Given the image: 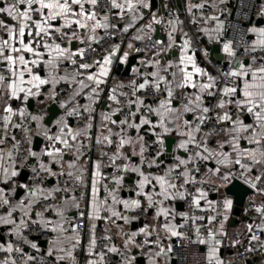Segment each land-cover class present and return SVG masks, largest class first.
<instances>
[{"label": "snow or ice", "instance_id": "6c2138e0", "mask_svg": "<svg viewBox=\"0 0 264 264\" xmlns=\"http://www.w3.org/2000/svg\"><path fill=\"white\" fill-rule=\"evenodd\" d=\"M153 4L0 0V228L16 241L0 238V252L6 254L0 264H17L13 253L22 257V264H78L74 253L84 235L85 264H107V254L118 256L120 264H143L144 249L148 264H159L162 257L169 264L173 248L166 240H188L180 229L189 223L195 236L191 242L204 246L206 264H225L220 251L228 239L224 225L233 207V189L239 182L264 195V55H255L264 53V25L242 31L254 37L242 46L247 59H237L233 40L224 41L227 70L214 75L197 62L180 15L174 9L167 17L157 15ZM225 4L186 0L184 10L192 25H203L198 31L209 42L220 43ZM206 10L211 14L205 15ZM258 16L264 17V5ZM161 28L162 38L157 35ZM130 31V39L114 42ZM102 42L108 44L106 54L94 58L91 53ZM131 50L141 55L140 66L131 68L138 79L105 93L113 58L125 64ZM200 51L207 57V50ZM102 95L107 111L97 119ZM206 98L216 103H206ZM209 124L213 126L205 132ZM142 130L154 137L151 145ZM19 133L23 135L17 139ZM172 136L179 139L169 151L166 138ZM94 147L109 150L100 153L109 165L91 159ZM149 147L155 152L146 155ZM168 157L171 162L165 164ZM107 166L113 168L110 177L102 171ZM25 172L30 175L21 179ZM126 175L134 177L127 198L121 195ZM210 191L215 193L212 199ZM175 201H184L191 210L179 213V224L175 208L166 206ZM150 210L154 224L125 230L124 225ZM252 211L259 223L245 226L248 252L264 236V202L253 201ZM206 212L212 214H197ZM97 221L116 227L123 250L111 243L107 227L103 239L109 244L96 250ZM214 223L219 227L213 228ZM36 230L52 234L44 253L48 261L20 246L40 253L25 235ZM239 243L232 239L230 246Z\"/></svg>", "mask_w": 264, "mask_h": 264}, {"label": "crops", "instance_id": "0c3cea01", "mask_svg": "<svg viewBox=\"0 0 264 264\" xmlns=\"http://www.w3.org/2000/svg\"><path fill=\"white\" fill-rule=\"evenodd\" d=\"M191 2L192 3H198L199 0H191ZM233 2H234V0H226V4L225 5H221V7H225L227 10L221 16V20L224 21V31L221 34L220 43L209 42L207 36L204 35L203 33L199 32L198 28H196L195 25H192L190 23V17L187 15V13L184 10L186 0H154L153 10L157 12V15L166 16L167 8H171V7L172 8H176L178 10V12H179L180 18L182 20H184V30L187 31L189 37L192 38V48L196 51L197 62L201 66L207 68L209 70V72H211L212 74L218 75L219 73L216 70V64L217 63H213L209 59V54L207 55V57H205L203 55V53L200 51L201 49H204V46H203V41L204 40L201 39V35L205 36V39H206L205 41L209 45H214V44H221L222 45V43L226 40V37H227L226 18L232 17V9H233V6H234ZM208 13L211 14L209 11H208ZM217 14H219V13H217ZM258 21L259 20H254L248 27L252 26L253 24H256L258 26L264 25V23L260 24V23H258ZM207 26L211 28V27H214V24L210 23ZM129 34L132 35L133 31H130ZM161 36L164 37V29L163 28H161V30L159 32V37H161ZM251 38L253 39L254 37H251ZM134 42H136V41H134ZM139 43H141V42H139ZM121 48H122V50H126V46L125 47L121 46ZM221 53L224 55V53L222 51H221ZM130 55H132L131 52H130ZM137 55H139V54H137ZM140 59L138 60L139 64H140ZM224 62H227V57L225 58ZM117 63L118 62H117L116 58H113V64L111 66V72H110L109 79H108V85L105 87V93L108 91V88H110V87H116L117 85H119L121 83L127 84L130 79H138L137 77L133 76V73L131 71H130V75L127 76V77L113 75V70H114V68H115ZM126 64L127 63H125L124 65H126ZM139 66H134V67H139ZM126 90L127 89H119L118 88V91H126ZM214 100L215 99H212V98H206L205 102L214 104ZM107 103L108 102L106 101V97L102 95L101 102L97 106V110H96L97 111V119H98V114L101 111H107ZM244 119L246 120V122H250V120H251L250 117L249 118H244ZM141 135L144 136L147 145H151L152 144V140L154 139V137H152L150 133L149 134H145V131L142 130L141 131ZM20 136H22V135L19 133L17 135V139H20ZM178 139H179V137H176V136H172V137L166 138L165 147L169 148V145H171V147H174L173 141L174 140H178ZM215 139L216 138H212L211 139L210 146H214ZM102 151H109V150L105 149L103 147H94V148H92V150L89 153V155L91 156L92 160L102 159V161H103V163L105 165H109L108 158L107 157H101L100 153ZM109 154H111V153L109 152ZM181 154H183V153H181ZM133 159H137V158L134 157ZM117 163H119V161ZM165 164H167L166 161H165ZM209 166H212L211 162L209 163ZM102 171H103L105 176H109L110 177L113 174V168L111 166L104 167L102 169ZM133 178L134 177L132 175H126L125 176V185L126 184H130L131 180ZM210 187L211 186L209 185L208 188H210ZM252 192L253 193L250 196L247 197L245 205L247 204V202H250V203L253 204V201H255L257 204H259L261 202H264V195H261L259 192H254V190H252ZM19 195L22 196V192L19 193ZM104 195H105L104 189L101 187L100 190H99V197L101 199H103ZM121 195L127 198L128 196L131 195V193L122 191ZM214 197H215V193L210 191L209 199H212ZM166 206L175 208V210L177 212V218H176L175 223L179 224L180 221H181L179 213L182 212V201L171 202V203L166 204ZM152 214L153 213L150 210L149 214L147 216H145V219L142 222L143 223H153L154 224L155 222L152 220ZM68 215H72L71 211L68 213ZM228 216H229V218L225 222V225H224L225 230L228 233V239H226L224 241V246L221 248V251H220L221 258L224 260V262L232 260L237 255V253H238V251L240 249V245H236V247H231L230 246V241L232 240V236L235 235V234H238L242 238V240H246V239H248V235H249L247 233V230H246V227H245L246 224L252 223V222L259 223V218L257 217L256 213L255 212H250L248 210L246 212V207L245 206H244V208H243V210H242L240 215H235L234 203H233L232 210L228 214ZM134 223H139V222H134ZM119 224H123V222L119 223ZM105 227L109 228V230H110L109 233H107V234L112 235L111 243H114L117 247H120L121 250H123L122 249L123 237L118 232V230L116 229V227L114 225H112L110 223L109 224H105L103 221H97L96 233L99 232V231L104 232V228ZM218 227H219L218 223H214L213 224V228H218ZM124 228H125L126 231L127 230H135V229H132V225H124ZM3 234H4V229L0 228V238H2L3 240H12L14 243H16L14 238L5 237ZM104 234L106 235L105 232H104ZM161 237L162 238L164 237L163 233H161ZM28 238L38 244V246L41 249V251H40L41 254L45 253V251H46V249L48 247V244H47L48 240H42V239H40L38 237H35V236H28ZM51 238H52V234H51ZM174 238L175 237H172L171 240H166V243H171L173 245ZM137 239L139 241L140 238L138 237ZM86 245H87V236L84 235L82 246L80 248H77L76 252L74 253L76 258H82V264H85L86 259L88 258L87 257V253L84 250L86 248ZM22 246H23V248L25 249L26 252L35 253V251L32 250L31 248H29L27 245L22 244ZM201 248H202L203 251H205L204 246L201 245ZM169 255H170L169 264H172L171 253ZM112 258H113V264H120V258L118 256L112 254ZM144 258L146 259V264H148L147 256L144 257ZM159 264H165V259L163 257L160 258ZM250 264H264V256L262 258L255 259V260L251 261Z\"/></svg>", "mask_w": 264, "mask_h": 264}, {"label": "built area", "instance_id": "2783aa9c", "mask_svg": "<svg viewBox=\"0 0 264 264\" xmlns=\"http://www.w3.org/2000/svg\"><path fill=\"white\" fill-rule=\"evenodd\" d=\"M233 5L234 6L232 9V17L226 18V29H227L226 40H229V39L233 40V46L236 47L237 51H238L237 59H247L246 56L241 55L242 46L244 45L245 41L250 42V40L252 38L249 35H241V33L244 29L248 28V26L254 20H264V17L258 16V13L261 10V6L264 5V0H234ZM173 9L179 14V12L176 8L171 7V8H167L165 17H167L168 12L173 10ZM199 14H200L199 12L196 13L197 16ZM204 14L208 15L209 13L206 10ZM195 26H196V28L199 29V27H201L203 25H195ZM130 37H131V35L127 34L126 36L119 37V39L115 40L114 42L119 43L121 40L130 39ZM201 39H203L204 41L206 40L205 36H203V35H201ZM133 43L137 47H143V44H141L139 42H133ZM121 46L125 47L124 44H122ZM107 48H108V44L102 42V45L97 47V50L95 52L91 53V55L94 58H99V57L106 54ZM130 52L132 55L138 54L135 52V50H131ZM255 55L260 56V55H264V53L257 52ZM219 69L227 70V62H226V65L224 64V62L217 63L216 64L217 72ZM215 103H216V100H214V104ZM242 118H244V117H242ZM212 126H213L212 124L207 125L204 128V131L205 132L208 131V128L212 127ZM20 134L23 135V133H20ZM166 149H167V147H166ZM154 152H155V148L149 147L146 155L149 153H154ZM198 179H199V177H198ZM108 183L110 184V181H108ZM128 185L129 184L125 185L124 192H129L127 190ZM206 187L208 188V186H206ZM182 206H183L182 212L191 213L190 208L188 207V205L184 201H182ZM245 207L248 211L253 212L252 211V203L247 202ZM197 214L198 215H209L212 213L206 212V213H197ZM144 219H145V216H141L140 220L135 221V222L144 221ZM182 222L183 221L181 220L180 223H182ZM117 223H122V221H117ZM197 224L201 225V222H197ZM180 231L183 232L185 236H188L189 239L185 240V239L178 238V237L174 238V242L172 245L173 250L171 253L172 264H206L205 257L203 255L204 251L202 250L201 245L193 244L191 242L192 239H195V236H194V233L192 230V224L191 223L187 224L184 228L180 229ZM202 234H203V229H202ZM25 235L35 236V237H38L42 240H49L51 238V233H47V232L42 233L39 230H36L33 232H27V233H25ZM257 235L259 236L260 234L257 233ZM104 236H105L104 232L99 231L96 233V238H97V249L96 250L97 251H101L103 248H105L109 244L108 241L103 239ZM232 239H236V240L240 241V243L237 244V245H240V249H239L237 255L232 260L225 261V264H250L251 261H253L255 259L262 258L264 256V246H261V244L264 243V236H260L261 243H257V242L252 243L251 247H253L255 249L252 252H248L245 250L246 248L249 247L248 239L242 240V238L238 234L233 235ZM20 246L23 247L22 244ZM29 254L37 255V256H44V254H41V253H29ZM11 255L13 256V258L17 259V264H22V257H20L19 254L13 253ZM5 256H6V254L4 252H0V260H3L5 258ZM141 256L142 257L147 256V249H144ZM105 259H106L107 264H113L112 254H107ZM44 260L48 261L49 258L44 256ZM77 261H78V264H82V258H77ZM35 264H40L39 260L36 261Z\"/></svg>", "mask_w": 264, "mask_h": 264}, {"label": "water", "instance_id": "95a60500", "mask_svg": "<svg viewBox=\"0 0 264 264\" xmlns=\"http://www.w3.org/2000/svg\"><path fill=\"white\" fill-rule=\"evenodd\" d=\"M258 23L263 24L264 20H259ZM159 36V33L157 34ZM162 38V36H161ZM203 46L204 49L207 50V53L209 54V59L213 62V63H221L224 62L225 57L224 55L221 53V44H214V45H209L206 41H203ZM141 58V55H130L127 61V64H120L119 62L116 64L114 70H113V75H117V76H123V77H127L130 75V71L131 68L134 66H139V62L138 60ZM224 64L226 65V62H224ZM30 104L35 105V102H30ZM50 106H51V102H49ZM169 149V148H167ZM170 151V149H169ZM167 163H170V157L165 158ZM25 175H30V173H22L21 179H24ZM234 192H236V195L233 197L234 199V207H235V215H240L245 203H246V199L248 196H250L253 192L250 188L242 185L241 183L237 182L235 188L233 189ZM182 210H183V206H182ZM143 224V222H139V223H133L132 224V229H136L137 227L141 226ZM143 260V264H146V259L144 257H142Z\"/></svg>", "mask_w": 264, "mask_h": 264}]
</instances>
